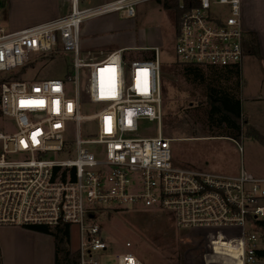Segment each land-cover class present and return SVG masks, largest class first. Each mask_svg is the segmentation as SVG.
<instances>
[{
    "label": "built area",
    "instance_id": "obj_1",
    "mask_svg": "<svg viewBox=\"0 0 264 264\" xmlns=\"http://www.w3.org/2000/svg\"><path fill=\"white\" fill-rule=\"evenodd\" d=\"M147 1L153 0H108L81 8L80 0H71L66 14L12 31L0 21V75H7L0 82V119L15 125L12 133L0 132V226L76 224L89 236L81 241L78 264H102L94 253L107 252L109 245L91 219L105 206H142L172 213L180 229L216 233L212 241L230 243L225 253L206 258L207 264H263L258 252L264 249L259 244L264 177L244 168L227 174L174 164L173 138L162 131L159 46L120 48L100 58L82 52L84 19L108 13L134 18L137 5ZM168 1L179 10L177 61L241 66L242 0ZM61 50L72 54L64 78L10 76L34 62L32 57ZM136 50L153 52L131 58L128 52ZM86 102L104 106L84 115ZM88 120L96 123L95 137L83 135L81 123ZM144 120L157 122L156 135H138ZM113 264L144 263L125 251Z\"/></svg>",
    "mask_w": 264,
    "mask_h": 264
},
{
    "label": "rangeland",
    "instance_id": "obj_2",
    "mask_svg": "<svg viewBox=\"0 0 264 264\" xmlns=\"http://www.w3.org/2000/svg\"><path fill=\"white\" fill-rule=\"evenodd\" d=\"M106 1L108 0H80L79 6L85 8ZM261 2V12L264 13V0ZM70 8L71 0H0V17L1 14L6 17H20L26 13L46 15L56 10L65 13L70 11ZM177 23L178 9L165 8L160 0L147 1L137 5L134 18H121L118 13H108L84 19L80 25L81 49L83 53H91L100 58L101 53L106 54L113 46H159L160 57L164 62L162 131L165 136L173 138L171 147L174 164L229 174L230 171L237 173L239 169L244 168L255 176L264 177V141L251 134L257 132L264 137V131L261 132L254 124L255 117H260L261 108L258 109V106L249 100L250 96L258 94L257 92L264 94V62L253 60L255 62H252L250 69L244 71V77L240 76V135L237 139L209 137L211 129L205 124L204 103L210 85L219 82L220 87L234 89L235 78L227 80L210 67H200L199 72H193L186 71L184 66L176 64L179 59L175 50ZM6 29L14 30L9 25H6ZM250 37L252 35L247 33V38ZM59 47L61 48L60 44ZM152 52L136 50L128 53L134 58L137 55L150 56ZM32 59H35L34 62L26 65L18 78H64L70 70L72 54L61 50L58 53L34 56ZM243 86L245 89L242 91ZM102 106L104 103L86 102L81 106V113L93 114ZM140 127V136L156 135L158 131L156 121L144 120ZM81 128L85 137L96 136L97 127L94 121H83ZM13 131L14 123L7 117H2L0 132ZM70 136L73 137V134ZM106 207L101 208L91 219L100 225L99 236L109 245L107 252L99 250L94 253L102 264L115 263L116 254L125 251L135 254L144 264H207L206 258L215 252L225 253L223 247H231L230 243L222 238L212 241L211 238L216 233H195L192 230L180 229L172 213L165 210L131 205L115 209ZM21 228L23 227L0 226V236L19 233ZM69 234L68 248L78 254L81 241L89 239L88 233L86 230L82 232L78 225L70 224ZM259 238V244L264 248V227L259 233ZM128 241L131 243L129 247L126 246ZM32 245H35L34 242ZM38 246L39 250H43L42 245L38 243ZM38 246L36 243V249ZM37 257L40 258L39 255ZM217 257L221 256L214 258ZM27 258L28 256L25 257L26 260Z\"/></svg>",
    "mask_w": 264,
    "mask_h": 264
},
{
    "label": "crops",
    "instance_id": "obj_3",
    "mask_svg": "<svg viewBox=\"0 0 264 264\" xmlns=\"http://www.w3.org/2000/svg\"><path fill=\"white\" fill-rule=\"evenodd\" d=\"M261 6H263L261 0H243L242 12L244 28L246 30V37L247 33L255 37L256 42L258 44L259 53L247 52L245 54V57L243 58V61L240 66L241 77H244V71H248L250 69L249 67L252 65V62H255L253 60H260L264 62V13L261 12ZM66 13L67 12L63 13V11L61 10H56V12H52L46 15L41 13H26L20 15V17L12 15L6 17L1 14L0 21L5 28L6 25H9V27H12L14 30H17L23 27H28L50 20ZM126 47L133 49L136 46H113L110 51ZM101 55L103 54L101 53ZM244 89L245 86L242 87V91ZM257 93L258 94H254V96L251 95V98L249 100L253 101L256 107L258 106V109L261 108L260 117H255L254 124L255 127L262 132L264 131V94H259V92ZM237 173H235V171H230V174ZM227 174L229 173L227 172ZM18 232L19 233L13 232L0 236L1 264H54L55 245L54 239L50 234L37 232L31 229H27L25 227L21 228ZM33 242L35 245H32ZM36 243L37 246L38 243L42 245L43 250H39V246L38 249H36ZM44 245L48 246V248H46ZM35 254L39 255L40 258L37 257V255L35 256ZM27 256L28 258L26 260L25 257Z\"/></svg>",
    "mask_w": 264,
    "mask_h": 264
},
{
    "label": "trees",
    "instance_id": "obj_4",
    "mask_svg": "<svg viewBox=\"0 0 264 264\" xmlns=\"http://www.w3.org/2000/svg\"><path fill=\"white\" fill-rule=\"evenodd\" d=\"M162 2L164 3L165 8L177 9V3L175 1L164 0ZM244 51L245 54L247 52L259 53L255 37L252 36L250 38H245ZM176 62V64L182 67L184 66L183 69L186 71L192 70L193 72H199L201 70L200 66L197 65L186 64L179 61ZM25 67L26 65L10 72V76L17 79L19 77V73L22 72ZM210 69L215 72H219L218 74H220L223 78L226 77L227 80H231V78L234 77L235 87L234 89H230L227 86L220 87L218 86L219 82H217V84L210 85L208 90L209 92H207L206 95V102L204 103V105H206L205 124L211 129L208 136H224L237 139L240 135L242 126L241 120H239L241 113V100L238 98L240 94V67L237 65L224 69L213 67H210ZM6 77L7 75H0V82L6 79ZM251 134H254L256 137H259L262 141H264V137L261 134L257 132H252ZM260 223L262 227H264V220H261ZM69 227V224H60L55 227L46 225H31L25 228L53 236L55 243V264H78V254L71 252L68 248L70 238ZM258 253L260 256H264V249L260 250Z\"/></svg>",
    "mask_w": 264,
    "mask_h": 264
}]
</instances>
